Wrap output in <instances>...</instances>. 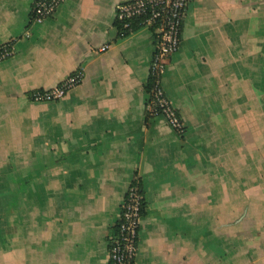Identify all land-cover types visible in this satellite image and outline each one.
I'll use <instances>...</instances> for the list:
<instances>
[{
    "label": "crops",
    "instance_id": "1",
    "mask_svg": "<svg viewBox=\"0 0 264 264\" xmlns=\"http://www.w3.org/2000/svg\"><path fill=\"white\" fill-rule=\"evenodd\" d=\"M36 1L0 0V264H109L133 181L134 264H264V0H191L162 77L183 133L146 111L155 31L116 24L133 0H64L42 23Z\"/></svg>",
    "mask_w": 264,
    "mask_h": 264
},
{
    "label": "built area",
    "instance_id": "2",
    "mask_svg": "<svg viewBox=\"0 0 264 264\" xmlns=\"http://www.w3.org/2000/svg\"><path fill=\"white\" fill-rule=\"evenodd\" d=\"M64 0H37L32 8V20L42 23L53 16ZM191 0H133L116 7V22L124 28L141 20V25L154 29L156 34L155 50L149 68V101L146 111L149 116H161L167 124L179 133L184 131V123L173 106L162 85L169 58L181 44L182 24ZM103 46L101 51L107 50ZM14 48L0 44V61L12 56ZM83 78L76 72L52 89L37 90L32 99L37 102L57 101L77 86ZM144 212V195L138 181H133L123 200L116 233L108 244L109 264H134L139 242L141 218Z\"/></svg>",
    "mask_w": 264,
    "mask_h": 264
},
{
    "label": "trees",
    "instance_id": "3",
    "mask_svg": "<svg viewBox=\"0 0 264 264\" xmlns=\"http://www.w3.org/2000/svg\"><path fill=\"white\" fill-rule=\"evenodd\" d=\"M116 24H117V26L119 27L120 32H122V33H128V32H130V31L136 29L138 26H140V25H141V20L133 21V22L131 23V25H130L129 28H124V27H123L122 25H120L119 23H116ZM147 90H149V86H148V85H147ZM115 233H116V229H115ZM115 233H114V234H115Z\"/></svg>",
    "mask_w": 264,
    "mask_h": 264
}]
</instances>
